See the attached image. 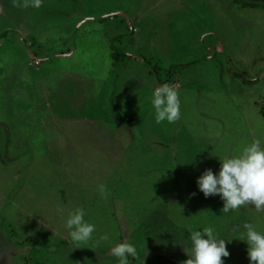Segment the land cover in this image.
Here are the masks:
<instances>
[{"label": "rangeland", "instance_id": "obj_1", "mask_svg": "<svg viewBox=\"0 0 264 264\" xmlns=\"http://www.w3.org/2000/svg\"><path fill=\"white\" fill-rule=\"evenodd\" d=\"M22 5L23 0H0L1 35L18 31L33 47L50 51L53 63L64 60L65 67L95 80H84L89 92L79 97L86 110H77L70 101L78 96L67 95L72 87L63 91L61 77L50 73L48 106L37 105L31 82L12 81L0 68V264H119L113 255L114 261L103 255L123 236L137 233L138 256L156 243L166 248L172 243L175 259L184 264L187 229L209 226L221 238H233L225 264H250L247 243L235 237L244 235L248 222L264 232V212L249 204L222 213L223 200L205 197L197 178L207 168L218 173L219 157L238 155L253 139L264 146V0H42L38 9ZM129 7L128 47L135 42L130 50L152 65L154 56L153 66L163 73L161 84L177 88L181 117L175 123H156L151 100L158 85L151 80L143 87L138 76L136 90L126 88V96L115 89L127 85L133 77L130 63L136 61L127 59L130 70L118 73V80L114 74L105 77L100 65L114 58L113 51L77 39L84 25L92 34L93 26L108 19L124 24L118 15L94 16ZM150 23L156 32H150ZM0 56V65L33 78L47 67L28 63L26 52L18 59L15 50L0 48ZM188 63L196 65L185 68ZM191 76L193 86L187 90ZM39 86L44 88L45 80ZM119 103L130 110L124 114L126 125L115 131L119 122L111 112ZM42 116L50 121L48 131ZM105 146L118 159L110 161L113 155L103 151ZM76 208H83L85 219L96 226L93 239L77 248L81 254L65 226ZM172 256L159 254L168 261Z\"/></svg>", "mask_w": 264, "mask_h": 264}, {"label": "clouds", "instance_id": "obj_2", "mask_svg": "<svg viewBox=\"0 0 264 264\" xmlns=\"http://www.w3.org/2000/svg\"><path fill=\"white\" fill-rule=\"evenodd\" d=\"M42 0H23L24 8L41 7ZM152 106L155 121L175 123L181 117V100L177 88L168 83L161 84L152 93ZM219 172L207 168L198 178L199 190L205 197L218 195L224 202L222 213L226 214L241 206L253 205L258 212H264V146L253 139L238 155L220 158ZM194 195V194H193ZM86 211L76 208L69 213L66 228L74 248L87 244L96 231L94 223L85 219ZM244 235L238 236L247 243L250 264H264V232L258 231L255 224L244 223ZM189 235L184 244L188 259L184 264H225L230 256L227 243L233 238H221L213 227L187 229ZM101 239L106 240L107 237ZM111 254L119 264H129V257H138L137 247L128 241L120 242L111 248Z\"/></svg>", "mask_w": 264, "mask_h": 264}, {"label": "crops", "instance_id": "obj_3", "mask_svg": "<svg viewBox=\"0 0 264 264\" xmlns=\"http://www.w3.org/2000/svg\"><path fill=\"white\" fill-rule=\"evenodd\" d=\"M130 8L131 7H129V10H126L125 8L123 10H115V11L112 10L108 13H102L103 15L94 16V17L101 18L106 14L109 16L118 15L119 16L118 18H120V19L122 18V20L125 22L124 24H122V22L120 24V21L118 22L119 24H116L115 18L113 17L114 19H108L107 20L108 22L102 21V22H106V23H100L99 25L93 26L94 27L93 29H95V31L93 30L92 34H89L85 31L86 29H88V27H91V26L84 25L85 28H84L83 32L79 33L77 35V39L79 42H80V39H82L83 41L90 43L93 47H95V45L104 46L105 48L107 47L108 50L110 51V53H112V51H113L112 46H115L116 48L121 49L124 53L132 54L135 56L134 58H130V57L123 58L118 63L116 62L115 58L112 57L111 61H109L105 65H100V66L104 67L102 69H104L103 74H106L105 77L110 75V74H114V77H116V80H118L120 78V74H118V73L122 74L123 72L130 70L131 66L129 64H127V63H129V62H126L127 59H130V61H136V63L140 65V66H138L137 64L130 63L132 65L133 77L131 79H129L128 82H126L127 83L126 86H125V84H124V86H121V87L120 86L118 87V85H116L115 89H119L120 92H122L123 96H126L128 94V91H126V88H130V87L134 86V89L136 90V88H137L136 83L138 82V76H141L144 80L143 87L145 85L146 80H148V81L151 80L152 84L155 83L159 86L161 84V79H162V74H163L161 72L162 70L159 71L160 69L158 66H153V65H156L155 63L157 62V59L154 56L150 55V57H152L154 60L153 65H152L151 63H149V61L146 58H143L141 56V53H134L132 50H130L135 42L131 45V48L128 47V46H130V42L127 43V41H128V39L131 40V37H128V36H130V32H131V29L133 27V24L130 21L133 18L132 10ZM151 15L152 14H150V16ZM154 25L155 24L150 23V25H149L150 26V32H153V33L156 32L155 29L157 27L155 28ZM11 33L14 35V37H12V38L9 37V34L3 37L2 36L3 34L1 35V32H0V48L1 49L5 48V49H8L10 51L15 50V52L18 56V59H19V56H22V53L26 52V55L28 56L27 57L28 63L30 62L32 64H35L37 67H41L44 64V66H47V67L44 68L43 70H40L39 74L35 78H33V75H30L29 73H26L23 70H19L18 68L13 69V68H11V66H5V64L1 61V65H0L1 67L0 68L2 70V74L4 76H7L9 79H11L12 81H15V82L16 81L18 82L21 79L22 80H24V79L29 80L31 82V86H32V90H33V97H34L35 103L38 105L40 102V103H44L45 105L48 106L46 101L50 100L49 95H50V91H51L50 86L47 85L49 82L48 75L50 73L51 74L53 73V74L61 77V88L63 91H67V89L69 90L70 87H72L71 90H69L67 93L68 96L70 95V93L72 91L74 92L75 96H78V99H74V102L70 101L71 107L77 108V110H81V109L86 110V108L84 106L85 101H84L83 97H79V96H81L80 92L81 91H83L84 93L89 92L88 89H89L90 83L85 84L84 80L87 79L88 82H91V81L95 80L94 79L95 77L87 76V74L82 73V72L77 73V71L70 69L68 67H65L64 65H67V62L66 61L63 62L64 60L59 65H57V63H53V61H52L53 59L50 57L51 56L50 51H47L46 49L43 50L44 48H41L38 46L33 47L30 43L26 42L27 37L21 36L20 32H18V31H16V33L13 31ZM15 35H16V37H19V40L15 39ZM115 36H118V37L116 39H113ZM118 42L119 43L124 42V44L127 43V45H126V47H119L116 45V44H118ZM83 47H85V46H83ZM129 50L131 52H129ZM113 53H114V51H113ZM0 58H1V56H0ZM43 60H45L46 63H43ZM93 63H94V61L91 64H93ZM198 63H200V62H198ZM82 64H86V63L82 60ZM88 64H90V63H88ZM20 65H21V67H23L22 63ZM185 65H188L187 67H185V68H188V67H191L192 65H196V64L188 63ZM137 67H139V69ZM175 67H177V65ZM137 70L141 71V73H136ZM182 70H184V69H182ZM185 75H187V74H185ZM191 77H192L191 78L192 84H188L185 87L187 90H190L191 89L190 87L193 86L194 80H193V76H191ZM179 79H180V77H179ZM182 79H183V76H182ZM38 80H39V84H38ZM43 80H45L44 88L39 86V85H42ZM79 80H81V82H79ZM133 80H135V81H133ZM66 81H68L67 85L65 84ZM131 81H133V82L130 83ZM78 82H79V84H78ZM61 94L63 96L65 95V93H61ZM58 99H59V97H58ZM51 105L52 104L50 103L49 107H51V108L56 107V105L55 106H51ZM114 105H115V107L113 108L111 114H112L114 120L119 122L117 125L114 126V129L116 128L115 131H118V129L120 130L122 125H126V121H125L126 119L124 118V114H125V112L127 113L129 108L127 106H124V103H121V104L119 103V105H116V104H114ZM87 116L91 118V116H89V115H87ZM47 117L49 118L52 116L48 115ZM42 118H43L42 119L43 120L42 125H43L44 129L46 131H48L46 123H49L50 121L47 120L44 116H42ZM91 122H93V121H91ZM93 123H91V124H93ZM65 124H66V121H65ZM110 148L112 149V151L114 150L112 147H109V146H105L103 148V151L104 150L107 151L109 157L111 155H113L111 158H108V159H110V161L118 159V157L114 156V153H112ZM113 152H115V150ZM79 198H80V196H79ZM135 237L136 238L140 237V234L137 233L134 236H127V237L123 236V239L120 238L119 240L120 241L122 240V242L128 241V242H131L134 244L135 242H137ZM115 245H116V243L112 247H114ZM154 245L156 247L153 248V250H151L149 248L146 252L144 251L142 253V255H139L136 259H132L131 257H129V260L133 264H150V261L153 259L156 260L157 264H179L178 263L179 260H176L175 256H174V255L178 256L177 249L174 248V246H176L175 244L169 243L168 244L169 246H167V248L164 247L162 243H160V244L156 243ZM74 250H76L78 252L77 254H81L77 248H74ZM161 250H165V252H163ZM162 253L170 254V256L173 255L171 257L172 259H169V261H168L164 258L159 257V254H162ZM156 254H158V256ZM105 256L110 257V259L113 257L111 254V251H109L108 253H105L103 255V257H105ZM114 259L115 258H112L113 261H114ZM75 260H77V259H75ZM131 262H129V264H132ZM102 264H105V263L102 262ZM108 264H111V263H108Z\"/></svg>", "mask_w": 264, "mask_h": 264}, {"label": "trees", "instance_id": "obj_4", "mask_svg": "<svg viewBox=\"0 0 264 264\" xmlns=\"http://www.w3.org/2000/svg\"><path fill=\"white\" fill-rule=\"evenodd\" d=\"M11 32H12V31L4 32L2 36L4 37V36L8 35V34L11 33ZM112 48H113V51H114V58H115V60H116L117 63H118L119 61H121V59H123V58H126V57L134 58V57H135V56L132 55V54H126V53H124L121 49H118V48H116L115 46H112ZM244 81H245L246 83H252V81L254 82L253 79H244ZM174 263H175V262H174Z\"/></svg>", "mask_w": 264, "mask_h": 264}]
</instances>
